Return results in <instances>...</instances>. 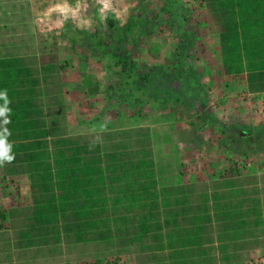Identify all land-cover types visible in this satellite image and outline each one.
Wrapping results in <instances>:
<instances>
[{
  "label": "rangeland",
  "instance_id": "1",
  "mask_svg": "<svg viewBox=\"0 0 264 264\" xmlns=\"http://www.w3.org/2000/svg\"><path fill=\"white\" fill-rule=\"evenodd\" d=\"M134 14L139 20L128 24L130 32L119 30ZM218 28L201 0H0V52L14 44L19 53L37 52L39 61L40 52L47 54L67 75L81 69L77 122L69 111L72 134H93L105 144L126 139L129 129L145 139L139 146L165 179L180 169H204L210 186L253 176L262 220L247 264H264V90L248 88L244 72L222 70ZM67 29L75 40L64 36ZM94 36L103 47L90 45ZM127 64L147 76L153 100L168 105L141 102L130 111V100L118 105L128 98L115 91ZM12 179L0 168V264H136L138 241L120 246L115 237L68 241L59 232L57 241L19 245L31 199L27 182Z\"/></svg>",
  "mask_w": 264,
  "mask_h": 264
},
{
  "label": "trees",
  "instance_id": "2",
  "mask_svg": "<svg viewBox=\"0 0 264 264\" xmlns=\"http://www.w3.org/2000/svg\"><path fill=\"white\" fill-rule=\"evenodd\" d=\"M201 1L217 18L222 70L228 74L244 72L248 88L264 90V0ZM138 20L137 14L130 16L119 30L128 34L131 29L128 24ZM64 36L76 39L74 32L69 29ZM90 43L94 48L103 47L99 36H94ZM45 46L38 49L44 51ZM42 53L40 70L47 74L57 69L52 58ZM21 54L14 44L0 52V78L3 79L0 80V98L18 96L16 107H25L23 110L15 109L14 103L6 97L5 102H0V109L4 110L0 119L3 116L15 117L13 124L17 130L33 127L32 131L18 135L29 139L19 144L18 148H23L20 149V157L32 159L28 163V170L33 172H29L30 179L37 181L31 182L30 187L38 190V197L35 194L32 196V213L27 212L30 213L26 217L27 228L18 231L20 240L24 239L19 245L45 243L47 237L57 241L59 232L68 241L100 242L115 237L120 246L138 241L135 254L141 262L139 264H195L201 253L185 245L199 244L202 238L197 236L201 230L199 227L185 229L176 224L178 214L185 212L186 202L191 197L179 191L172 192L164 185L160 186L159 197L156 196L152 160L146 155L145 149L139 146L145 139L138 134L131 136L129 129H125L124 133L128 131L126 139L114 137L108 142L103 139L106 143L102 144L93 134H59L52 127L48 129L47 138L46 130L37 127L38 119L19 121L21 117L28 118L37 113V108L32 107V99H25L24 93L13 95V91L7 90L14 77L16 83L29 81H25V78L22 81L21 77L17 79L16 76L28 73L24 61L26 57L30 59L32 56ZM59 67L62 65L59 64ZM127 67L120 74L115 91L121 89L128 98L116 100L118 105L127 99L131 101L125 106L128 111L137 109L141 102L153 108L157 102L168 105L167 102L158 101L159 97L153 100V96L148 94L144 84L146 75L139 76L134 73L133 66L127 64ZM3 86L7 87L6 92L1 90ZM110 89L111 84H108L106 90ZM54 121L51 120V124ZM7 136L0 133V138L6 139ZM102 136L106 138L104 133ZM47 142L53 147L49 153L51 164L47 160L48 152L44 149ZM224 143L227 144V140ZM18 153L9 156L17 160L20 158ZM135 177L139 180L133 182ZM52 183L61 192L57 198V195H45L53 188ZM215 186L217 189L211 188L209 194L204 190V215L200 214L204 218V264H247L249 248L256 242L255 228L262 220L259 198L255 196L257 181L253 176L239 181L237 178H226ZM158 203L164 213L162 222L159 220ZM175 205L180 206L178 209L182 212L175 211ZM0 216L5 217V214L1 213ZM58 222L62 229L59 231ZM189 233L191 236L184 237ZM189 258L192 263L186 262Z\"/></svg>",
  "mask_w": 264,
  "mask_h": 264
},
{
  "label": "crops",
  "instance_id": "3",
  "mask_svg": "<svg viewBox=\"0 0 264 264\" xmlns=\"http://www.w3.org/2000/svg\"><path fill=\"white\" fill-rule=\"evenodd\" d=\"M37 52H33L32 56H30V59L27 57L25 58L24 61V66H26L28 73L26 74H19L16 75L17 79L21 77L24 81L29 80L28 82H18L15 80L16 78L14 77V81L10 82L8 84V88L3 86L1 87V90L4 92L7 88V90L13 91V95H16L17 92L19 93H24L25 99L33 101L34 105L32 107H36L37 113L35 115H31L28 118L27 117H21L19 121H25V120H34L38 119L39 123L37 125L38 128H44L46 130V136L47 138L49 137V128L52 127L54 128L56 133L59 134H72L74 132L68 130L69 126V121H70V114L69 111L71 110L73 114L74 119L76 122L79 120V106H80V99H81V94L82 90L80 88V80L78 79L79 76V71L78 70H72L71 75H67L63 70V66L59 68H54L51 70V72H48L47 74L43 73L40 70V62L39 59L34 56H37ZM25 55V54H21ZM74 68V65L70 66L68 69ZM69 74V72H68ZM45 77V78H44ZM19 78V79H21ZM2 78H0L1 80ZM3 80V79H2ZM10 81V80H9ZM12 81V80H11ZM12 83V84H11ZM1 91V92H2ZM6 92V91H5ZM6 95V94H5ZM8 100H10L12 103H14V108L17 109V97L18 96H12L8 95L6 96ZM6 97L2 96L0 98V102H5ZM19 98H23L20 96ZM7 100V101H8ZM8 109V107H7ZM18 109H25V107L21 106V108ZM26 118V119H25ZM51 120H55L53 124H51ZM14 121H16V118H7L6 116H3V118L0 119V133L4 135H8L6 139L4 138V141L6 145L9 148L8 155L13 154L14 152H20L18 153L19 157L21 156V152L23 148H18L19 144L28 141L29 139H26L24 137H20L18 135H21L22 133L26 131H32L31 127H24L20 128L17 130L14 126ZM81 121V120H80ZM6 124H12L10 127L7 128H1V126H4ZM33 128V127H32ZM11 133H13L11 135ZM11 135V136H10ZM108 149L111 147H107ZM34 148H29L28 150H31ZM48 152V158L50 164H51V159H50V151L53 149L51 146V143L46 144V147L44 148ZM18 158L17 160H9V159H3L0 160V168L2 170L3 176H9L10 178L15 179L20 178V181H26L28 184V194L31 199V202L28 204V211L32 213L31 208L34 207L32 203V196L35 194V197H38V190L30 187L31 182H36L37 180H32L30 179V173L33 174L32 171H29V160L32 161V159H24V157ZM204 161V160H203ZM23 167V168H22ZM202 168H204V164H202ZM197 170V169H196ZM184 170H178L176 174H173V176H169L165 178H162L158 176L156 171L154 170V175H153V180L155 183L154 186V191L156 193V196L159 197L160 195V186L164 185L169 188V190H172V192H181V193H186L189 197H191V200L186 202V207H185V212L181 213L182 211L178 209L176 205L173 206L175 207V211H181V214H178V218L176 220V224L178 226H183L185 229H191L194 228H200L201 233L197 237H201L202 240L199 244L193 246V245H185V247H190V248H196L198 251L201 253L199 260L197 262H193L197 264L198 262L204 264V218L200 217V214L204 215V190L205 193L209 194L211 188H216L217 186L214 187V184L210 186L206 180H208V177H206V173L204 172V169L202 171L200 170L199 172L194 171L193 169L191 171L193 172H183ZM174 178V179H173ZM12 179V180H13ZM54 178L52 177V181ZM139 180L138 177H135L132 179V181H137ZM205 183V184H204ZM53 184V183H52ZM209 186V187H208ZM17 190V189H16ZM137 190V186H136ZM134 190V191H136ZM60 190L55 187L53 184V188L48 190L45 195H50L53 194V196H56V198L60 195ZM137 193V192H136ZM19 195L18 193L15 192V196ZM173 195V194H171ZM18 197V196H17ZM138 196H136L137 198ZM158 210H159V220L162 222L164 218V213H162V208L160 203H158ZM27 214V217H29V214ZM31 216V215H30ZM200 217V218H199ZM181 236V235H179ZM186 236H191V233L185 234L184 237ZM195 249V250H196ZM129 253V252H128ZM132 256H134L133 259L136 264L141 263L139 259H137L136 254L132 253ZM129 257V255H128ZM130 260V259H129ZM186 262L192 263V260L186 259Z\"/></svg>",
  "mask_w": 264,
  "mask_h": 264
},
{
  "label": "clouds",
  "instance_id": "4",
  "mask_svg": "<svg viewBox=\"0 0 264 264\" xmlns=\"http://www.w3.org/2000/svg\"><path fill=\"white\" fill-rule=\"evenodd\" d=\"M3 113H4V110L0 109V115H3ZM8 152H9L8 146L6 145L4 139L0 138V160H3V159L11 160L12 157L8 155Z\"/></svg>",
  "mask_w": 264,
  "mask_h": 264
}]
</instances>
